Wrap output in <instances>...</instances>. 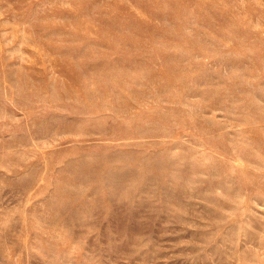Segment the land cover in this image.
I'll return each instance as SVG.
<instances>
[{"label":"rangeland","instance_id":"obj_1","mask_svg":"<svg viewBox=\"0 0 264 264\" xmlns=\"http://www.w3.org/2000/svg\"><path fill=\"white\" fill-rule=\"evenodd\" d=\"M0 264H264V0H0Z\"/></svg>","mask_w":264,"mask_h":264}]
</instances>
